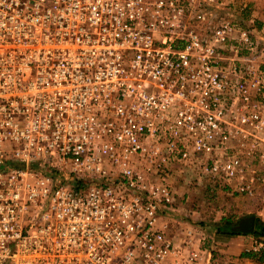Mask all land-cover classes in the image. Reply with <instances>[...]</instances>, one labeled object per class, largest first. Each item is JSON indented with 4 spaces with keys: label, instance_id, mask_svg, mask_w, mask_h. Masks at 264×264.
I'll list each match as a JSON object with an SVG mask.
<instances>
[{
    "label": "built area",
    "instance_id": "obj_1",
    "mask_svg": "<svg viewBox=\"0 0 264 264\" xmlns=\"http://www.w3.org/2000/svg\"><path fill=\"white\" fill-rule=\"evenodd\" d=\"M222 1L0 0V264H264L171 225L180 168L264 203V47Z\"/></svg>",
    "mask_w": 264,
    "mask_h": 264
},
{
    "label": "rangeland",
    "instance_id": "obj_2",
    "mask_svg": "<svg viewBox=\"0 0 264 264\" xmlns=\"http://www.w3.org/2000/svg\"><path fill=\"white\" fill-rule=\"evenodd\" d=\"M232 1L234 0H223L221 4L208 3L206 9L215 13L217 21L229 19L242 27L252 30L253 38L258 41V49L261 52L264 47V33L256 31V29H260V24L256 23V21L251 23L247 21L253 8H249V4L244 1ZM255 18L258 21L261 20L259 16ZM209 22L211 21L208 18L206 26ZM260 64L264 65L263 62H260ZM171 182L175 189L176 199L175 211L171 216V225L175 233L177 232L178 234L177 239L181 240L182 234L186 230L194 229L196 234L204 233L207 245L215 252L227 249L229 246L227 242L232 237L227 233L217 232L216 224L226 220H230L234 225L241 224L243 220L256 216L258 211L264 206V203H261L258 198L254 199L242 194H232L227 190L217 188L216 185L200 173L198 168L176 169ZM239 197L248 198L251 205L245 202H238L237 199ZM246 236L249 239V242L245 239L246 246L249 247L245 250H252L256 238L251 234ZM244 259H248L247 261H259L252 258Z\"/></svg>",
    "mask_w": 264,
    "mask_h": 264
},
{
    "label": "crops",
    "instance_id": "obj_3",
    "mask_svg": "<svg viewBox=\"0 0 264 264\" xmlns=\"http://www.w3.org/2000/svg\"><path fill=\"white\" fill-rule=\"evenodd\" d=\"M234 1H232V2H234ZM240 1H244L245 3H248L249 8H251V7L253 8V11L250 12V15H249L247 21L250 23L256 21V23L260 24L259 25L260 29H256V31L264 33V0H236V2H240ZM258 16H259V19L261 18L260 21L256 20V18H255ZM263 40H264V34H263ZM263 57H264V55H263ZM237 201L240 203L245 202L248 205H251V204H249L250 200L248 198H245V197H239V199H237ZM257 216L264 218V206L262 207L261 210L258 211L256 217ZM184 233L182 234V236H184ZM248 234L249 233L233 235L229 239V241L227 242V244L229 245L228 248L224 249L223 252L226 251L228 254H232L235 256H239V257L242 256L244 254V251H248V250H245V249H248L247 247H249V246H246V240H245V239H247V242H249V239L246 236ZM247 260L248 259H245V261H247Z\"/></svg>",
    "mask_w": 264,
    "mask_h": 264
},
{
    "label": "trees",
    "instance_id": "obj_4",
    "mask_svg": "<svg viewBox=\"0 0 264 264\" xmlns=\"http://www.w3.org/2000/svg\"><path fill=\"white\" fill-rule=\"evenodd\" d=\"M14 165L15 166H21L18 163L14 164ZM236 194H240V193H236ZM242 195H245V194H242ZM249 198H251V197H249ZM216 225H217L216 226L217 232H219V233H227L231 236L239 235V234H247L245 232L238 230L239 226H237V225H240V224L234 225V223H232L230 220H226V221L221 222V223L216 224ZM235 226H237V227H235ZM249 234H252L256 239H264V219L263 218H261L260 216L256 217L255 230ZM242 256L244 258H252L254 260L260 261V260L264 259V252H262L261 255H259L258 253H255V252L250 250V251H245Z\"/></svg>",
    "mask_w": 264,
    "mask_h": 264
},
{
    "label": "water",
    "instance_id": "obj_5",
    "mask_svg": "<svg viewBox=\"0 0 264 264\" xmlns=\"http://www.w3.org/2000/svg\"><path fill=\"white\" fill-rule=\"evenodd\" d=\"M255 226H256V216H253L251 218L243 220L240 226L238 227V230L245 233H251L255 230Z\"/></svg>",
    "mask_w": 264,
    "mask_h": 264
}]
</instances>
